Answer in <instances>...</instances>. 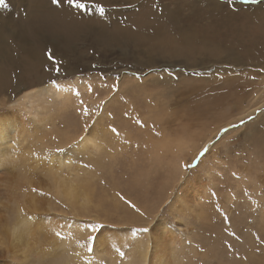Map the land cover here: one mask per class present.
<instances>
[{"label": "rangeland", "instance_id": "obj_1", "mask_svg": "<svg viewBox=\"0 0 264 264\" xmlns=\"http://www.w3.org/2000/svg\"><path fill=\"white\" fill-rule=\"evenodd\" d=\"M105 1L97 2L107 11H118L129 17L135 15L137 5L134 1L127 5L116 1L115 7ZM153 1L167 6L166 10L161 8V11L158 7L154 10L157 14L163 12L159 17L165 20L162 23L171 34L185 33L188 28L191 34H196L194 36L204 33L206 37H212L208 41H214L216 36L215 39L231 46L218 47V53L212 57L205 49L198 57L195 53V57L192 54L186 60L173 55L170 58L169 52L160 51L164 43L153 38V41L139 38L135 42L130 39L120 42L108 39L104 32L101 34L100 27L113 29L112 21L116 19L106 18L111 13L98 19L88 14V26L67 35L60 33L57 27V12L68 6L67 3L56 7L46 0L42 9L32 6L28 0L26 4L21 0H5L1 5L0 66L6 67L12 87L0 84V113H13L16 123L22 121L28 125L27 132H22L26 134L23 150L32 152L28 159L12 164L17 163L19 173L10 172L12 166L9 165L4 168L6 170L0 168V232L5 222L10 224L15 216V201L25 206L27 196L34 194L33 187L45 190L44 183L51 184L62 177L85 183L89 203L82 209L78 203L70 204L53 197L50 207V204L46 206V198L34 194L33 200L38 203L34 202L44 209L34 212L38 218L41 214V219L30 222V243L27 248L18 242L13 244L16 248L5 247L0 253V264H85L86 249L82 245L90 230L80 222L104 225L97 241L98 253L106 251L101 257L104 264L114 252L110 247L114 243L110 241L112 234L124 236L123 242L117 244L125 257L130 250H135L131 247L137 238L146 242L148 237L156 236L160 239V248L164 246L162 238L168 241L165 246L168 247L171 235L175 245L172 246L174 257L169 259V264H264V72L260 71L264 68V31L261 29L264 23L242 17L254 8L263 14L261 3L264 4V0L257 3H244L243 0ZM153 1H149L147 7ZM213 4L222 5L223 16L197 21L198 12H192L208 9ZM31 6L43 11L47 28L31 32L29 48L25 49L15 35V28L20 29L22 12L27 18L35 12L31 11L34 10ZM228 10L236 20H229ZM3 21L8 22L9 32L4 30ZM209 23H213L211 27ZM200 25L209 29L207 33ZM10 35L14 52L11 62L1 51L3 41H9ZM49 49L62 61L63 73L58 83L67 88L66 98L58 96L54 90L33 92L50 84V78H56L55 72L45 70L46 66H54L47 57ZM230 54L238 61L227 57ZM8 64L12 66H4ZM165 66L171 67L178 79L163 73ZM30 67L34 69L31 73ZM137 73L142 74V79H137ZM117 76L119 87L113 91ZM238 82L243 83L237 88ZM88 85L93 91H88ZM76 88L81 93L80 99L94 113L91 118L78 115ZM224 89L234 91L233 96H223L215 102ZM24 94L28 96L24 97ZM249 115L253 117L251 121ZM241 119L245 121L243 126L230 130L213 146L221 128L239 124ZM86 120L90 134L106 144L107 151L97 165L93 158L98 157L99 152L91 148L68 151L69 159L54 151L57 146L66 147L86 134ZM110 126L117 128L119 135L111 133ZM179 135L184 137L183 144L178 143L179 149L167 150L160 144L167 139L175 142L174 137ZM17 143L15 141L11 146L15 156L20 155L16 152ZM204 145L210 147L209 154L198 168L186 170L184 165L194 163ZM179 154L182 177L171 175L172 164ZM49 155L58 159L56 164L47 159ZM70 159L90 163L91 168L70 164ZM24 164V170H21L20 166ZM20 177L24 178L20 186H13L11 182ZM120 195L135 204L144 215L129 207ZM225 213L228 220L224 219ZM142 227L149 231L131 235L130 230ZM67 230L76 233V243L63 245L64 239L54 234ZM227 245H231V251ZM77 247L82 255L72 251ZM117 264H122L120 257Z\"/></svg>", "mask_w": 264, "mask_h": 264}, {"label": "bare ground", "instance_id": "obj_2", "mask_svg": "<svg viewBox=\"0 0 264 264\" xmlns=\"http://www.w3.org/2000/svg\"><path fill=\"white\" fill-rule=\"evenodd\" d=\"M26 1L27 0H21V3L26 4ZM28 1H30L32 6L42 9L46 0H28ZM97 1L98 0H96V2ZM116 1H123V2H121V3H123V5L124 4L127 5V3L130 4V2L132 3V1H134L133 3H136V5H137L134 8V10L136 12H135V15H133V16L131 15L129 17V15L117 13L118 11L116 13L113 12V11H107L106 13H111L112 15L111 16H106V18H110L111 17V19H116V20L112 21L114 23V25H112L113 29L109 30L107 28L100 27V28H98V30H99V32L101 34L104 32L105 36L108 39L116 40V41H120V42L124 41V39H130V40H132V42H135V40H137L139 38H143V39L145 38V39H149V40H151L153 38L154 41H159V42L164 43V45H162V49H160L161 53L162 52H165V53L169 52L168 54H170V58H173V57H171V55H173L174 58H175V56H177V57L179 56V57H181L182 59H185V60L186 59H190V55H192V54L194 55L196 53V56H197L199 53H201V51H205V49L207 50V52H205V53L211 54L210 56L212 57V55L214 56V55H216L218 53L217 52V51H219L218 47L224 46V48H225V46H228L222 40H219L217 38L215 39L216 36L213 38L214 41H210V40L208 41V39L211 36L208 38V37H206L207 35L206 36L204 35V33H203V35L198 33L199 31L196 32V33H198L200 35L199 36H194L196 34H194V35L191 34V31H188V28H187V30L184 29L185 33L184 32H179L177 34H171L170 33L171 31L169 32L168 28H165L164 24L162 23L165 20L163 18L159 17V15H161L163 12L161 14H157L156 11L154 10L157 7L159 8V10H161V8L166 10V8H167V6L165 8L162 5H160V3L158 1L155 2L153 0H137V1H135V0H106L105 3L115 7V4L117 5ZM149 1H153V2L150 4V7H147V4L150 3ZM261 4H262V6H264L263 3H261ZM160 6H162V7H160ZM190 6L191 5H189V7ZM260 6L261 5H258L257 7H260ZM0 7H1V5H0ZM34 7H32V9H34ZM27 9H28V7H27ZM221 9H222V5L221 4H216V5L213 4V6L208 8V9H202L201 11L195 9L192 13L196 14V12H198V15L195 16V17H196V20L200 22L201 19H208L209 20V18L212 19V18L216 17L217 15H218V17L219 16H223V14L225 12L223 13ZM254 9L252 11L254 13H252V12H250L248 10L249 12L248 11L245 12L244 16H242V17L243 18L246 17L247 21L248 20L259 21V22L262 21L264 23V13L263 14H262V12L258 13L259 10L255 11ZM29 10H30V7H29ZM137 10H138V12H137ZM31 11H35V12L32 13V14L30 13L28 15L29 18H27V16L26 17L23 16L24 15L23 12H22V16L19 15L21 17L20 24H18L20 29L15 28V35L21 40V46L24 47L25 49L29 48L28 35L31 32L40 31L42 29L47 28L46 27L47 25L46 26L44 25V24H46L47 18L43 15V11L40 10V9H36V10L34 9V10H31ZM74 11L76 12V10H74V9L72 10V9L68 8V6H63V8L57 12V25H58L57 27H59L60 33L70 35V34L76 33L79 29H85V27L88 26V21L90 20V18L88 16H86L88 14L79 15L78 16L77 14L75 15L73 13ZM191 11H192V9H191ZM164 13H166V12H164ZM227 13L229 14V20L230 21L231 20H236L235 19L236 16L234 18L231 15L232 12H230L228 10ZM91 14H93V16H92L93 18H97V19L99 18L98 14H95V13H91ZM186 15L187 14H185V16ZM241 15L242 14H240L239 16H241ZM1 16L3 17V15H1ZM164 18H166V17H164ZM225 19H226V16H225ZM166 20H167V18H166ZM177 20H178V18H177ZM150 21H154L156 24L153 25ZM218 21H221V20H218ZM49 23H51V22L49 21ZM98 23L100 25H103V23H101L99 21H98ZM223 23H225V22H223ZM211 24H213V23H211ZM211 24L209 25L210 27H211ZM2 26L4 27L5 31H7V32L10 31V27H9L8 22L3 21L2 22ZM168 26L171 27L170 25H168ZM200 26L203 28L202 30L205 33H207V30H209V29L205 25H200ZM196 27H197V25H196ZM73 28H75V29H73ZM71 29H73V30H71ZM261 29L264 31V24L263 25L261 24ZM171 30H172V28H171ZM213 31H214V28H213ZM194 33H195V31H194ZM213 35L214 34H212V36ZM238 35L239 34H237V36ZM9 37H10L9 41H8V39H5L3 41V45H2L1 51H3V53L5 54L4 58L6 57V60L11 62V61H13L12 53H14V52H12L13 51L12 50L13 38L11 37V35ZM16 40H17V38H16ZM153 40H151V41H153ZM233 40L235 41L234 38H233ZM229 42H232V41L229 40ZM237 42H238V38H237ZM256 43H258V42H256ZM233 44H236V43L233 42ZM179 46H182V47H179ZM229 46H231V44H229ZM229 46L227 48H229ZM177 47H179V48H177ZM172 48H177V49L176 50H172ZM260 48H262V47H260ZM221 50H222V48H221ZM231 50H233V48H231ZM231 54L229 56H227V57L231 58V60L232 59H234V60L236 59L237 60V58L233 57L234 55L231 56ZM234 54H236V52ZM0 55H2V54L0 53ZM194 57H195V55H194ZM1 58H2V56H1ZM216 58H217V56H216ZM224 58H225V56H224ZM251 60H254V59H251ZM243 61H245V60H243ZM249 61H250V58H249ZM25 63L27 64V62H25ZM25 63H23V64H25ZM4 66L11 67L12 65L8 64V65H4ZM20 67H21V64H20ZM27 68H28V71H29L30 70L29 69V64H28ZM26 70H24V71H26ZM33 70L34 69H32L29 73H31ZM25 74H26V72H25ZM11 83H12V81H11V78L9 77L8 72H6V67L0 66V84H1V86L3 85L4 87H12ZM241 83H243V82H241ZM241 83L238 82V84L235 85V87L238 88ZM44 89L45 90H49V92L54 90V92L58 96H63L65 98L67 97V88L66 87L61 86L59 89H57V88L53 87L51 84H47V86L43 87V89L42 88H38V89L34 90L33 92L34 93H36L37 91L41 92ZM240 90H241V88H240ZM219 93H220L219 96L215 98V102H217L220 98H223V96H228V95L229 96H233L234 91H231L230 89H224V91L222 90ZM217 95H218V93H217ZM27 96H28V94H24V97H27ZM217 98H219V99L217 100ZM262 104H264V103H262ZM259 105H261V104H259ZM16 122H17V119L15 118L13 113H9V112L0 113V168H3V170H6L4 168H6L9 165V166H12L10 168V170H11L10 172L17 171V173H19L18 170L16 169L17 168V163H19L20 161L22 162L24 159H28V154L30 152H32V150H23V142L25 141V135L26 134H23L22 132H27L28 125L26 123L24 124L22 121H18V123H16ZM262 134H264V133H262ZM84 136L88 137V142L85 143V144H82L80 149L91 148L92 150H95V151L99 152L97 154L98 157L93 158V161L95 162V165H97V164H99V160H100L101 155H103L107 151L106 150V144H105L104 140H101L99 138L97 139L93 135L89 134V132L84 134ZM262 137H261V139H262ZM174 138H175V142H171L169 139H167L165 141H161L160 144L162 145L163 148H165L167 150L179 149V144H181V145L183 144L182 139L184 137L179 135V136L174 137ZM261 139H259V140H261ZM15 141L16 142L18 141L17 146H16V149H17L16 152L18 154H20L18 156L13 155L15 150L13 151V153H12V150H11V146L13 147V142H15ZM202 142H204V140ZM65 155L69 159L70 154L67 153ZM180 156L181 155L179 154V155H177L175 157L174 162L172 164L173 172L171 173V175H178V177H182V175H183V169H182V166L180 164ZM56 160H58V159H55V157H52V159H51V161L54 164H56V162H55ZM15 162H17L16 165H12ZM64 162H67V161H64ZM20 167H21V170H24L23 168L25 167V164L23 166H20ZM17 175H20V174H17ZM14 176H16V174H14ZM23 179H24L23 177H20L17 180L11 182V184L13 186H20V184L22 183ZM43 186L45 187V191H50L53 194V197H56V198L59 197L61 200L67 201L70 204H73V203L77 204L78 203L79 207L82 208V209H84L89 203V196H88V194L86 192V184L82 183V181H80L78 179L76 180V179H73V178L71 179V177H62L58 181L53 182L51 184L44 183ZM38 188H40V187H38ZM201 191L203 192V188H201ZM23 192H25V191H23ZM25 194H26V192H25ZM26 195H28V193ZM33 196H34V194L32 196L30 194L27 196L28 200L27 199L26 200L28 202L26 204H24L25 206H22L19 201L18 202H16V201L14 202V205H15V210H14L15 211V216L13 217V220H12V222L10 224H7L5 222V227H3V229L0 232V236L5 237L6 240H7V242L5 244L0 245V253L5 251V247L9 248L11 246V248H13V247L16 248V245L15 246L13 245L14 242H18L20 244H24V247H26V248L28 247V245L30 243L29 240H30V234H31V232H30V222L31 221L27 220V216L25 215V213L27 215L35 216L34 212H36V211L40 212V211H42L44 209V208L40 207L39 204H37L38 203L37 201L33 200ZM52 200H54V198L53 199H47L48 203H46V206H47V204H50V207H52V203H51ZM23 201H25V200H23ZM34 201L37 202V203H35ZM39 203H41V202L39 201ZM6 206H7V204H6ZM21 208L25 209L23 213L20 212ZM45 209L48 212V209L47 208H45ZM40 217H41V214H40ZM40 217H39V220L41 219ZM147 220L150 221L151 219L149 220V218H147ZM40 223H41V221H40ZM43 223H44V221H43ZM20 224L25 225L26 226L25 229L20 231L19 233H17L15 236H12L11 229L14 226L20 225ZM6 225H8V226H6ZM43 226H45V225H43ZM38 227H40V225ZM76 227H78V226H76ZM0 228H1V224H0ZM40 229H41V227H40ZM75 234L76 233H71V231H69V230L64 231L62 233V235L64 237L63 238L64 240H62L63 241V245L67 244V243H70V244L76 243ZM171 237H173V236L170 235L169 239H168L169 240L168 247H165L167 245L168 241L165 240V238H162V239H164V241L162 242L164 244V246H161L160 248H158L160 239L156 238V236H154V237L151 236V237H148V238H147V236L144 237V238H147L146 242H144V241H142V240L137 238L135 240V244L131 247V248H135V250L134 251L130 250V252L127 254V256L124 259H121L122 260V264H134L135 262H137L138 264H146V262H147V264H169V259L174 257V252H173L172 246L175 245L174 237L173 238H171ZM123 238H124L123 235L112 234L110 241L120 244L121 242H123ZM142 243H144V244H142ZM72 251H74L75 255H82L79 247L73 249ZM101 251H104V250H101ZM105 252L106 251H104L102 253H97V258L99 260H101L102 254L105 253ZM118 261H119V256L114 251L112 253V255L110 256L107 264H117Z\"/></svg>", "mask_w": 264, "mask_h": 264}, {"label": "snow or ice", "instance_id": "obj_3", "mask_svg": "<svg viewBox=\"0 0 264 264\" xmlns=\"http://www.w3.org/2000/svg\"><path fill=\"white\" fill-rule=\"evenodd\" d=\"M50 2H51L52 5H54L56 7H60L62 4L67 3V5L69 7L73 8L77 12H80L81 14L95 13V14H98L99 16L103 17V16H105V14L107 12V8L102 3L96 2V0H50ZM243 2L244 3H257V2H259V0H243ZM4 3H5V0H0V5H3ZM47 57H48V59L50 61L53 62L54 66L52 68H48L46 66L45 70L46 71H53V72L56 73V78H50L49 83L53 87L59 89L61 87V85L58 83V78L63 73L62 61H60V60H58V59H56L54 57L53 52H52L51 49L48 50ZM260 71L264 72V68H261ZM162 72L166 73L170 77H174V78L178 79V77H176L175 72L169 66L163 67L162 68ZM136 76H137V79H142V74L141 73H137ZM159 78L163 79V76H160ZM116 81L117 82L112 85V90L113 91L118 90V87H119V76L116 77ZM88 91L89 92L93 91L91 85H88ZM74 94H75V96L78 99V107L76 108V111H77L78 115L81 116V117H85V118H91V116L94 113H92V111L85 104L83 99H80L81 93H80L78 88L74 89ZM252 119H253V117L251 115H249L248 116V120L251 121ZM138 123H141V122L138 121ZM244 124H245V121L243 119H241L239 121V124H232L230 126V128H221L220 129V134L215 138L213 146H215L216 143H219L220 140L223 139L224 135H226L230 130L237 129L240 126H243ZM141 126H143L142 123H141ZM84 129H85V131L89 132V134H90V130L88 128L87 120L85 121ZM110 131L114 135H119V131L115 127H111L110 126ZM87 142H88V137L84 136V135H81V136H79V138L75 142L68 144L66 147L57 146L54 151L56 153H59V154H66L68 151H71V150H74V149H79L82 144H85ZM209 152H210V147L208 145H204L202 147V149L199 151V153L197 154V156L195 157V162L194 163H190V164H185L184 165L185 169L186 170H188V169L195 170L196 168H198L200 163H201V161L206 157V155L209 154ZM47 159L51 160L52 159L51 155H49L47 157ZM68 163L73 164V165L79 164V166L81 168H83V169L91 168V164L90 163H85V162H82L80 160H72V159H70L68 161ZM233 175H235V174H233ZM31 191H32V193L36 194L38 197L47 198V199H53V194L50 191H45L43 189H39V188H36V187H33L31 189ZM118 195H119V193H118ZM120 199L124 200V202L126 204H128L129 207L134 209L137 213H140V215H144L142 212H140V209L137 208L136 205L133 204L130 200H127L122 195H120ZM56 203L59 204L60 201L57 200ZM64 206L67 207V205H64ZM20 212L23 213L24 209L21 208ZM25 215L27 216V220L28 221L39 222V218L38 217H35V216H32V215H27L26 213H25ZM224 219L228 220V217H227L226 213L224 214ZM80 224H82V226L85 229L90 230L88 235L85 238V243L82 245V247H84L86 249L85 264H104L103 261H101V260H99L97 258V253L99 251V247H98V243H97L98 235H99V231L104 227V225H97V224H95L93 222H80ZM148 231H149V229L147 227L136 228L134 230H130L131 235L133 237L136 236L137 233H147ZM54 234H55L56 237H58L60 239L64 238L60 231H55ZM230 235H235V234L231 233ZM110 247L117 253V255L120 257V259H124L125 252L121 249V247L117 243L111 244ZM227 248H228L229 251L232 250L231 245H227Z\"/></svg>", "mask_w": 264, "mask_h": 264}, {"label": "clouds", "instance_id": "obj_4", "mask_svg": "<svg viewBox=\"0 0 264 264\" xmlns=\"http://www.w3.org/2000/svg\"><path fill=\"white\" fill-rule=\"evenodd\" d=\"M25 225H16L11 229L12 236H15L17 233L25 229ZM7 242L5 237L0 236V245L5 244Z\"/></svg>", "mask_w": 264, "mask_h": 264}]
</instances>
